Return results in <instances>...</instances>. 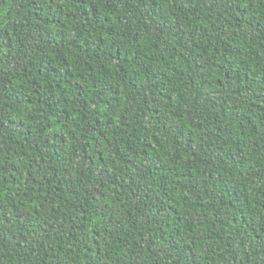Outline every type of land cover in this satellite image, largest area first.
<instances>
[{"label":"trees","instance_id":"16d2710c","mask_svg":"<svg viewBox=\"0 0 264 264\" xmlns=\"http://www.w3.org/2000/svg\"><path fill=\"white\" fill-rule=\"evenodd\" d=\"M0 264H264V0H0Z\"/></svg>","mask_w":264,"mask_h":264}]
</instances>
